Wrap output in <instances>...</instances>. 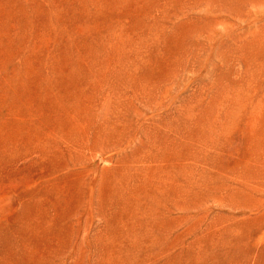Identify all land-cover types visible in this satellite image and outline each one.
I'll list each match as a JSON object with an SVG mask.
<instances>
[{"label":"rangeland","instance_id":"374dc122","mask_svg":"<svg viewBox=\"0 0 264 264\" xmlns=\"http://www.w3.org/2000/svg\"><path fill=\"white\" fill-rule=\"evenodd\" d=\"M0 264H264V0H0Z\"/></svg>","mask_w":264,"mask_h":264},{"label":"bare ground","instance_id":"6f19581e","mask_svg":"<svg viewBox=\"0 0 264 264\" xmlns=\"http://www.w3.org/2000/svg\"><path fill=\"white\" fill-rule=\"evenodd\" d=\"M151 171V170H150ZM156 171V170H155ZM171 175V174H170ZM159 180V179H158ZM165 181V180H164ZM171 182H173V181H171ZM159 187V186H158ZM157 188V187H156ZM168 189H170V188H168ZM173 189V188H172ZM175 189H176V186H175ZM160 191V190H159ZM166 191V190H165ZM184 191V190H183ZM161 192V191H160ZM164 193H166V192H164ZM136 195V194H135ZM170 195V197H171V194H169ZM175 195H176V193H175ZM140 196V195H139ZM169 197V198H170ZM133 198V197H132ZM163 198V197H162ZM146 199V198H145ZM164 199V198H163ZM159 200V199H158ZM168 200V199H167ZM140 201H141V199H140ZM160 201V200H159ZM168 204V203H167ZM162 205V204H161ZM164 208H165V206H163ZM163 207H161V208H163ZM171 207V206H170ZM169 207V208H170ZM166 208H167V206H166ZM158 209V208H157ZM162 210V209H161ZM161 210L160 211H158V212H160L161 213ZM168 210V209H167ZM166 211V210H165ZM170 211H171V209H170ZM170 211H168V212H170ZM159 215V214H158ZM161 250V249H160ZM155 251V250H154ZM162 251V250H161ZM153 254V253H152ZM161 255V254H160ZM114 257V256H113ZM155 257V256H154ZM249 261V260H248ZM246 262V261H245ZM170 263V262H169Z\"/></svg>","mask_w":264,"mask_h":264}]
</instances>
